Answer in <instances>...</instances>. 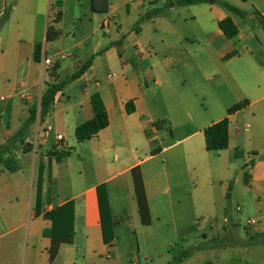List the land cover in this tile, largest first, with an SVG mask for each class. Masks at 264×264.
Returning a JSON list of instances; mask_svg holds the SVG:
<instances>
[{
    "label": "crops",
    "instance_id": "1",
    "mask_svg": "<svg viewBox=\"0 0 264 264\" xmlns=\"http://www.w3.org/2000/svg\"><path fill=\"white\" fill-rule=\"evenodd\" d=\"M67 1L0 0V145L37 111L26 137L32 151L12 152L19 170L10 173L0 163V264H110L122 227L139 234L163 227L171 217L178 232L189 214L210 218L212 231L220 217L223 229L235 234L249 219L257 220L248 231L249 240L258 237L254 242L216 249L207 264H264V31L257 21L258 15L264 18V0H243L251 1L257 13L236 15L244 31L231 17L239 28L234 40L219 28L229 16L215 9L217 0L173 7L171 0H109L106 14L94 13L91 0H74L70 18ZM163 10L169 17L161 15ZM59 11L61 20L55 23ZM211 21L217 26L213 33ZM51 26L60 36L48 42ZM46 57L52 62L49 70ZM91 58L86 73L70 82ZM53 83L66 86L41 120L42 97ZM95 94L102 98L109 126L78 143L77 128L95 116ZM131 101L135 111L128 113ZM237 104L242 109L229 114ZM226 118L228 149L208 152L206 128ZM53 150L71 154L57 162L48 155ZM41 164L42 214L37 217ZM137 167L151 226H144L139 215L132 177ZM102 185L117 222L112 248L103 239ZM70 202L74 242L62 245L51 262V240L43 231L52 222L44 215ZM212 236L203 234L206 240ZM196 256L181 264L193 263Z\"/></svg>",
    "mask_w": 264,
    "mask_h": 264
},
{
    "label": "trees",
    "instance_id": "2",
    "mask_svg": "<svg viewBox=\"0 0 264 264\" xmlns=\"http://www.w3.org/2000/svg\"><path fill=\"white\" fill-rule=\"evenodd\" d=\"M208 0H171L168 3L169 7L177 6H190L198 5ZM92 11L98 14H106L109 11V0H91ZM225 8L241 18H246L248 15L242 11L240 8L235 7L231 4L225 3ZM61 12L57 13V18L55 23H59L61 20ZM147 17H150L147 15ZM145 18L140 20V23L143 22ZM257 21L261 25L264 31V18L257 16ZM219 28L222 33L230 40H234L239 35V28L231 17H227L219 23ZM60 36V32L55 30L53 26L49 28L48 32V42L55 41ZM237 54L236 52L233 53ZM41 46L36 47L35 60L40 62L41 58ZM93 58L86 62L75 74L70 78V82L80 79L86 71L92 65ZM56 67L53 69V75L56 73ZM65 83L50 84L42 97L41 104V113L40 117L43 120L51 111L55 97L59 92H61ZM92 107L94 109L95 116L92 120L85 122L80 125L76 130V140L78 143H84L88 140H91L98 136V134L106 129L109 126L108 113L105 108V105L102 101V98L99 94H95L91 97ZM243 107L242 104H237L229 109L228 113L233 114ZM128 113H133L135 111L134 103L131 101L127 105ZM37 121V111L32 110L31 115L28 120H26L21 129L11 137L4 145H0V163L5 166V169L10 173H15L19 170V165L12 157V152L15 151L18 147L23 148L25 153L32 151L33 146L26 143V137L30 128ZM157 127H161L158 125ZM205 140H206V149L208 152L220 153L225 151L229 147V119L226 118L212 126L206 128L205 130ZM29 146L25 150L26 146ZM71 154V151H57L53 150L48 153L50 157L56 159L57 162H61L65 157H68ZM43 174L44 167L43 164L39 167L38 174V185H37V198H36V216L39 217L42 214V190H43ZM132 177L135 187V198L138 204L139 215L144 226L152 225V216L150 211V206L147 198L146 188L144 184V178L140 167L134 168L132 170ZM231 190V187H230ZM98 197H99V207L101 214L102 230H103V239L104 243L112 248L115 245L116 235H115V226L117 222H114L112 219V212L110 208V203L108 199V194L106 186L102 185L98 188ZM229 198V194H228ZM47 220L52 222V226L43 231L45 238L51 240V248L49 250L50 260L53 262L62 245L72 244L74 242L75 231H74V204L72 202L65 204L61 207L55 208L51 212H48L44 215ZM258 237L251 238L245 244L249 245L254 242ZM245 245V246H246ZM202 246H196L190 250L183 251L180 256L174 258L173 262L169 264H181L186 259L190 258L195 252L201 250Z\"/></svg>",
    "mask_w": 264,
    "mask_h": 264
},
{
    "label": "rangeland",
    "instance_id": "3",
    "mask_svg": "<svg viewBox=\"0 0 264 264\" xmlns=\"http://www.w3.org/2000/svg\"><path fill=\"white\" fill-rule=\"evenodd\" d=\"M211 1L215 2L214 0ZM67 3L68 18H70L74 14V0H68ZM224 3L238 7L250 16L253 13H257L251 1L248 4H243V0H217L215 9L236 19L243 31L246 29V25L242 23L243 20L229 12L225 8ZM260 5L262 6L261 13H263L264 3H260ZM149 8L154 10L156 9V5H150ZM161 15L169 17L170 13L168 10H163L161 11ZM210 25H212L210 32L213 33V28L217 29V26L212 21ZM250 45H253V43ZM165 219L166 223L163 227L158 225L153 230L146 229L139 234H130L125 227H122L120 230L119 246L114 251L115 260L110 264H169L173 262L175 257L180 256L183 251L190 250L196 247L197 244H202V247L205 246L206 248L195 252L197 256L191 264H207V262L213 261V252L216 249L222 247L244 248L245 243L249 240L248 231H251L249 227L241 225L236 228V234L233 229L230 233L226 232V227L224 230L220 217H218V229L212 231L210 218L198 216L194 218L189 214L185 217V220L183 219L185 222L179 225V231L177 232L174 230L171 217ZM204 233H212L213 236L209 240H206L203 237ZM172 246H175V248H172ZM146 256L148 260L145 259Z\"/></svg>",
    "mask_w": 264,
    "mask_h": 264
},
{
    "label": "built area",
    "instance_id": "4",
    "mask_svg": "<svg viewBox=\"0 0 264 264\" xmlns=\"http://www.w3.org/2000/svg\"><path fill=\"white\" fill-rule=\"evenodd\" d=\"M103 27H104V30L107 31L109 29V27H110V22L106 21L104 23ZM43 64H44V67H45L46 70H49L51 68V66H52V62H51V60L48 57L45 58ZM58 140L59 141H64V137L63 136H58ZM257 225H258V221L255 220V219H249L247 221V223H246V226L249 227L250 229L254 228Z\"/></svg>",
    "mask_w": 264,
    "mask_h": 264
},
{
    "label": "water",
    "instance_id": "5",
    "mask_svg": "<svg viewBox=\"0 0 264 264\" xmlns=\"http://www.w3.org/2000/svg\"><path fill=\"white\" fill-rule=\"evenodd\" d=\"M29 148V146L27 145L26 147H25V150H27Z\"/></svg>",
    "mask_w": 264,
    "mask_h": 264
}]
</instances>
